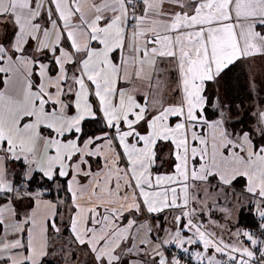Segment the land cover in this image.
<instances>
[{
	"label": "snow or ice",
	"instance_id": "snow-or-ice-1",
	"mask_svg": "<svg viewBox=\"0 0 264 264\" xmlns=\"http://www.w3.org/2000/svg\"><path fill=\"white\" fill-rule=\"evenodd\" d=\"M0 264H264V0H0Z\"/></svg>",
	"mask_w": 264,
	"mask_h": 264
}]
</instances>
